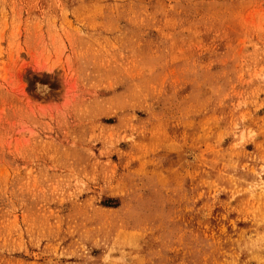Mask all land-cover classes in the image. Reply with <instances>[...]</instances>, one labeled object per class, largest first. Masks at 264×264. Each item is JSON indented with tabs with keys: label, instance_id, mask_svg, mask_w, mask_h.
<instances>
[{
	"label": "rangeland",
	"instance_id": "1",
	"mask_svg": "<svg viewBox=\"0 0 264 264\" xmlns=\"http://www.w3.org/2000/svg\"><path fill=\"white\" fill-rule=\"evenodd\" d=\"M0 264H264V0H0Z\"/></svg>",
	"mask_w": 264,
	"mask_h": 264
}]
</instances>
